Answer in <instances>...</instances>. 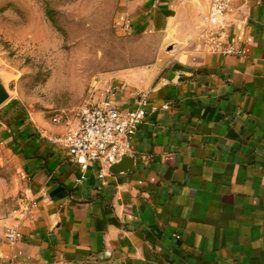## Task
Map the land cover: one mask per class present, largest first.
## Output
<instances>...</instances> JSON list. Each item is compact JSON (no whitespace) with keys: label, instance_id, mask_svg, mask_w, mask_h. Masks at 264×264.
I'll return each instance as SVG.
<instances>
[{"label":"crops","instance_id":"0c3cea01","mask_svg":"<svg viewBox=\"0 0 264 264\" xmlns=\"http://www.w3.org/2000/svg\"><path fill=\"white\" fill-rule=\"evenodd\" d=\"M117 6V29L134 44L89 99L128 109L145 90L158 108L139 124L126 169L101 177L95 160L81 180L49 138L80 115L20 122L25 196L0 219V264H264V0H228L240 54L206 48L207 0ZM11 227L21 231L13 243Z\"/></svg>","mask_w":264,"mask_h":264},{"label":"rangeland","instance_id":"374dc122","mask_svg":"<svg viewBox=\"0 0 264 264\" xmlns=\"http://www.w3.org/2000/svg\"><path fill=\"white\" fill-rule=\"evenodd\" d=\"M117 1L0 0V76L10 93L0 105V219L25 196L15 127L56 114L74 122L105 73L129 59L134 37L117 29Z\"/></svg>","mask_w":264,"mask_h":264},{"label":"built area","instance_id":"2783aa9c","mask_svg":"<svg viewBox=\"0 0 264 264\" xmlns=\"http://www.w3.org/2000/svg\"><path fill=\"white\" fill-rule=\"evenodd\" d=\"M207 1L208 10L203 14L204 24L200 31L206 48L221 54L242 53L240 43L229 37L226 29L228 0ZM129 25V22L124 24L126 29ZM136 94L135 106L128 109L120 108L110 96L101 100L88 99L80 108V119L77 123L67 125L61 134L49 135L50 139L66 148L71 158L80 165L79 180L85 176L86 170L93 161L101 162L99 174L104 177L109 172L111 164L121 159L124 154L132 152L133 136L139 124L150 109L158 108L157 104L150 103L149 95L145 90ZM162 106L167 108L169 103L166 102ZM63 120L61 114L53 117L54 122L61 123ZM20 236V228L9 229L8 238L11 243Z\"/></svg>","mask_w":264,"mask_h":264},{"label":"water","instance_id":"95a60500","mask_svg":"<svg viewBox=\"0 0 264 264\" xmlns=\"http://www.w3.org/2000/svg\"><path fill=\"white\" fill-rule=\"evenodd\" d=\"M10 97L7 85L0 76V105ZM130 159L129 154H124L121 159L114 162L110 166V170L113 172H119L120 170L126 169L128 167V160Z\"/></svg>","mask_w":264,"mask_h":264}]
</instances>
